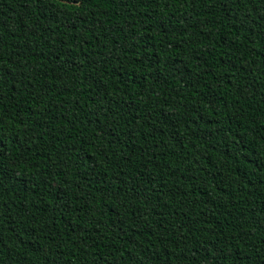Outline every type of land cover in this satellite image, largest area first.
<instances>
[{
	"label": "trees",
	"instance_id": "obj_1",
	"mask_svg": "<svg viewBox=\"0 0 264 264\" xmlns=\"http://www.w3.org/2000/svg\"><path fill=\"white\" fill-rule=\"evenodd\" d=\"M0 264H264V0H0Z\"/></svg>",
	"mask_w": 264,
	"mask_h": 264
}]
</instances>
